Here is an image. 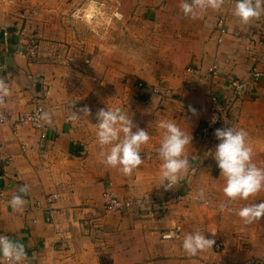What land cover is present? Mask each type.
<instances>
[{
  "label": "crops",
  "instance_id": "0c3cea01",
  "mask_svg": "<svg viewBox=\"0 0 264 264\" xmlns=\"http://www.w3.org/2000/svg\"><path fill=\"white\" fill-rule=\"evenodd\" d=\"M36 1L26 0L24 11L35 10L32 5ZM62 1L69 7L73 1L82 0ZM95 1L100 6L111 1V9L119 13L121 21L125 24L129 20V27L123 26L154 28L157 42L167 44L159 49L158 58L172 63L167 67L156 65L153 73L155 82L158 77H166L165 89L151 92L155 130L149 124L142 127L133 122L148 130L150 136L141 149L143 163L130 175L102 163L101 147L96 142V116L84 118L81 107L69 106L67 100L63 104L60 99L55 101L49 88L42 107L51 120L43 121L42 130L27 124H0V235L25 246L24 264L264 261V218L246 224L237 215L241 207L264 201V191L247 200L237 199L221 211L219 205L226 202L224 178L211 155L219 141L215 135L206 140L195 136L209 116V94L226 98L231 116L223 127L245 130L253 163L264 167V14L243 24L233 15L234 0H224L221 9L208 10L198 19L184 16L181 0ZM18 3L0 0V79L9 88L8 95L0 98V108L10 114L11 120L34 109L35 98L50 73V67L35 62L34 47L28 46L29 53L27 47H20L25 43L17 28L22 20L16 22L13 16L22 15ZM219 23L227 31L223 26L222 32ZM130 41L126 36L123 39L125 53ZM29 48H34L32 53ZM215 62L219 64V76L208 79L206 70ZM254 64L262 75L250 80L249 69ZM187 67L192 71H185ZM229 77L248 81L242 99L231 93ZM190 106L196 109L195 114L189 111ZM161 120L176 123L192 136L191 145L185 149L192 166L174 190L159 187L161 162L157 149L164 130L156 125ZM42 132L45 137H41ZM22 185L28 186L27 194H22L24 208L15 212L9 201ZM201 188L205 197L197 200ZM107 189L129 200L130 206L122 211H104L102 193ZM176 225L180 231L175 238L160 237L161 230ZM189 231L204 233L214 244H220L219 249L213 245L212 250L186 255L181 244Z\"/></svg>",
  "mask_w": 264,
  "mask_h": 264
},
{
  "label": "rangeland",
  "instance_id": "374dc122",
  "mask_svg": "<svg viewBox=\"0 0 264 264\" xmlns=\"http://www.w3.org/2000/svg\"><path fill=\"white\" fill-rule=\"evenodd\" d=\"M25 1L19 0L17 4V10L22 12V15L12 13L14 19L16 17V22L22 20L17 28L25 43L20 44V47H27L26 53H29L28 46L31 45L35 48L34 51L29 48L30 52L34 53L35 62L45 64L48 69L50 67V75L48 74L42 83L44 88L36 96L35 101L40 100L44 104L47 98L46 90L51 88V98L55 101L60 99L63 104L64 100H67L69 106L77 105L81 109L87 107L89 112L84 114V118L92 119V115L96 116L101 108L106 110L107 107L110 109L120 107L125 112L128 110L129 118L132 117L133 122L137 124L139 122L142 127L143 124L145 126L149 124L155 130L152 121L154 113L150 108L154 103L151 92L165 89L163 79L166 77H158L155 82L157 78L153 77V73L157 69L156 65L165 64L167 67L166 64H171L172 61L158 58L161 55L159 49L166 48L167 44L157 42L154 28L137 24L135 28H126L123 25L129 27V20L125 24L121 21L119 13L111 9V1L102 6L95 0L73 1L69 3L71 6L67 7L63 5L65 1L62 0H37L36 5H32L35 10L28 12L24 11L27 8ZM53 8L55 10H51ZM224 28L227 31L226 26ZM125 36L126 39H131L126 53L123 43ZM221 40L222 38L217 37L218 42ZM139 55L145 58H139ZM255 64L249 69L250 78H253L252 73L256 71L262 73ZM41 67L43 69V66ZM219 69V64L215 62L207 68L205 76L213 79L219 76ZM184 70L192 71L190 67ZM197 72L196 74H200V71ZM233 81L245 85L243 93L234 94L231 91L230 86ZM139 83H142V86H139ZM247 85V80L237 77L227 78V86L237 99H242L247 94ZM208 97V115H210L211 98L215 97L221 103L222 110H225L226 118L231 116L229 100L226 98L221 100L218 95L212 93ZM106 191L115 193L111 189L103 191V203ZM115 196L120 202H130L116 193ZM125 208L126 206L122 205L104 211L115 212ZM213 245L215 249H219L220 244L218 247L216 244Z\"/></svg>",
  "mask_w": 264,
  "mask_h": 264
},
{
  "label": "clouds",
  "instance_id": "9594fccd",
  "mask_svg": "<svg viewBox=\"0 0 264 264\" xmlns=\"http://www.w3.org/2000/svg\"><path fill=\"white\" fill-rule=\"evenodd\" d=\"M223 2L224 0H181L180 8L185 17L198 19L208 10L221 9ZM232 11L241 23L248 24L264 14V0H234ZM8 93L7 83L0 79V98L6 97ZM82 111L88 113L89 109L85 107ZM189 111L195 114L196 109L190 106ZM39 119L50 122L51 116L48 112H42ZM96 120V142L101 147L102 163L118 169L124 175L132 174L143 163L141 149L150 140L148 131L136 126L132 117L129 118L128 110L125 112L120 107L99 109ZM215 122L213 117L212 123ZM156 126L164 130L157 149L161 162L159 187L174 190L191 169L190 156L185 154V149L191 145L192 136L169 120H161ZM214 135L219 143L211 155L220 170V176L224 178L222 192L226 202L219 205L223 211L229 203L237 199L247 200L264 191V167L253 163V152L245 130L229 126L215 129ZM193 159L195 158L191 156L192 161ZM27 192L28 186L22 185L19 193L12 196L9 206L13 211H23L25 200L22 194ZM204 197L205 189L201 188L195 199L203 200ZM237 215L246 224L264 218V201L241 207ZM213 244L214 240L206 238L204 233L189 231L183 237L181 246L186 255L195 256L212 250ZM26 255L22 243L7 235H0V264H24Z\"/></svg>",
  "mask_w": 264,
  "mask_h": 264
},
{
  "label": "built area",
  "instance_id": "2783aa9c",
  "mask_svg": "<svg viewBox=\"0 0 264 264\" xmlns=\"http://www.w3.org/2000/svg\"><path fill=\"white\" fill-rule=\"evenodd\" d=\"M218 25H219V28H221V31L224 32V29L222 28L224 25L222 23H219ZM7 34H8L7 31H4V35L7 36ZM261 75L262 73H260L259 71H256L252 73V77H253L252 79L256 80ZM139 86H142V83H139ZM244 86L245 85L243 83L233 81L231 83L230 88L234 94H237V93H243ZM42 112H44V110H43L42 103L40 102V100L37 102L34 109H32L29 112L17 115L15 118H13V120L10 119L11 117L10 114L6 113L4 110L0 108V124L2 123L7 124L8 122L13 123V125L27 124L34 129L42 130L44 127V122L39 119L40 114ZM213 117H215L216 119L215 123H212ZM226 119L227 118L225 116V110H222L221 103L219 102L218 99H216L215 97H212L210 115L207 118L206 126L196 131L195 136H197L201 140L209 139L212 135H214V131L215 129H217V127L222 128L225 125ZM45 135H46L45 132L41 133V137H45ZM0 191H1V188H0ZM122 202L118 200V198L115 196V193H113L112 191L111 192L106 191L104 193V203H103L104 210L118 208L119 206H122V205H125L126 207H128L131 204L128 201H122ZM179 229H180L179 226H174L171 228L163 229L160 231V237L163 239H171L177 235V233L179 232ZM215 244H216V247L219 246V243H215ZM237 264H264V261L255 262L253 260H248L246 262H241Z\"/></svg>",
  "mask_w": 264,
  "mask_h": 264
}]
</instances>
